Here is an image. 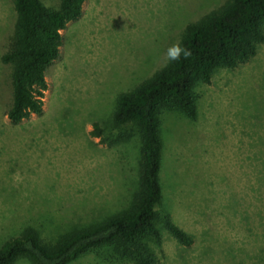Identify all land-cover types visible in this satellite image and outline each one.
Masks as SVG:
<instances>
[{"label":"rangeland","instance_id":"1","mask_svg":"<svg viewBox=\"0 0 264 264\" xmlns=\"http://www.w3.org/2000/svg\"><path fill=\"white\" fill-rule=\"evenodd\" d=\"M219 1L85 0L60 33L41 114L17 125L6 118L9 69L0 63V244L25 227L51 240L127 204L139 140L108 146L90 135L92 125L109 132L116 96L161 67L181 28ZM14 20L11 0H0V56ZM196 91V122L161 118L162 207L193 244L164 235L159 257L163 264H264V188L255 169L264 160V43L249 62ZM73 264L98 263L91 254Z\"/></svg>","mask_w":264,"mask_h":264},{"label":"trees","instance_id":"2","mask_svg":"<svg viewBox=\"0 0 264 264\" xmlns=\"http://www.w3.org/2000/svg\"><path fill=\"white\" fill-rule=\"evenodd\" d=\"M58 2L53 10L40 0H11L15 20L0 63L9 69L6 118L13 125L41 114L45 74L59 56L60 33L81 16L85 0ZM175 39L169 51L179 47L178 59H171L168 51L161 67L116 96L109 132L92 125L90 135L108 146L135 136L139 140L127 204L101 221L51 240L25 227L0 244V264H73L91 254L98 264H163L159 253L164 235L181 247L193 244V237L162 207L166 180L161 118L170 113L196 122L197 88L210 85L219 71H233L256 56L264 43V0H220L189 20ZM184 50L189 55L184 56ZM262 161L255 169L264 188Z\"/></svg>","mask_w":264,"mask_h":264},{"label":"clouds","instance_id":"3","mask_svg":"<svg viewBox=\"0 0 264 264\" xmlns=\"http://www.w3.org/2000/svg\"><path fill=\"white\" fill-rule=\"evenodd\" d=\"M181 49L179 47H174L173 49H171L169 51V57L173 60L178 59L179 55H180ZM184 56L189 55V53L187 52V50L183 51Z\"/></svg>","mask_w":264,"mask_h":264}]
</instances>
